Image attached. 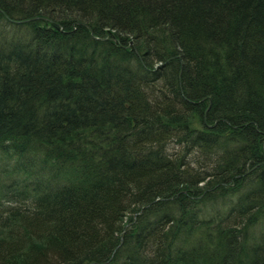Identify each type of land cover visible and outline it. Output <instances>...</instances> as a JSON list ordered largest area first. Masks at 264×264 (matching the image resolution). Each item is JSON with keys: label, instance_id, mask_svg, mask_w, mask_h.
<instances>
[{"label": "trees", "instance_id": "16d2710c", "mask_svg": "<svg viewBox=\"0 0 264 264\" xmlns=\"http://www.w3.org/2000/svg\"><path fill=\"white\" fill-rule=\"evenodd\" d=\"M0 264H264V0H0Z\"/></svg>", "mask_w": 264, "mask_h": 264}]
</instances>
